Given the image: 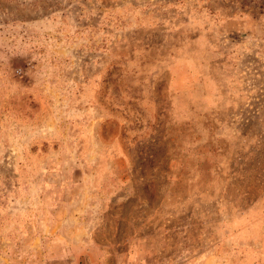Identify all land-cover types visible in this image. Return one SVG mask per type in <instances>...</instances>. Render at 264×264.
<instances>
[{"label":"rangeland","instance_id":"rangeland-1","mask_svg":"<svg viewBox=\"0 0 264 264\" xmlns=\"http://www.w3.org/2000/svg\"><path fill=\"white\" fill-rule=\"evenodd\" d=\"M0 264H264V0H0Z\"/></svg>","mask_w":264,"mask_h":264}]
</instances>
